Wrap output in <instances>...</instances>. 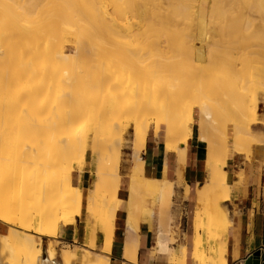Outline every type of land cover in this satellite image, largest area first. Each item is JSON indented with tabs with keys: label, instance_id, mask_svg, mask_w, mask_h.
I'll use <instances>...</instances> for the list:
<instances>
[{
	"label": "bare ground",
	"instance_id": "6f19581e",
	"mask_svg": "<svg viewBox=\"0 0 264 264\" xmlns=\"http://www.w3.org/2000/svg\"><path fill=\"white\" fill-rule=\"evenodd\" d=\"M140 1L135 3L134 6H130L125 0H113L111 8L107 9L105 0H0V210L2 211H0V223L6 228V232L0 234V264H58L53 259L54 253L49 249L42 253L41 249L38 248L39 242L37 243L32 238L30 234L31 229H33L31 226L32 216L34 215L38 221L36 232L39 236L43 237L53 234L48 228L51 227L54 231L59 220L67 224L80 216L81 191L71 186L70 172L67 169L64 172L60 171L61 173L55 175L54 179L44 177L43 174L44 178H38L40 179H37L38 182H34L36 181L34 180L33 184L32 180L34 178L31 181L27 178V176L29 177L28 174L31 173L26 172L24 174L25 169L23 168L28 167L29 169L30 164L36 165L35 162L32 163L33 155H37L38 158H43L49 164L55 165L57 162L63 160L65 162L69 161L67 158L69 156L70 159L76 158L72 156H75L74 153L78 151H80L78 153L80 156L84 154L88 135L87 131H83V128L88 124L84 119L85 111L97 108L104 113V111L110 109L116 103L117 98L127 95L132 91L131 86H129L132 82L128 78L120 81L117 86L113 85L114 70L115 72L117 71L116 69L120 67V63L124 62L123 64H127V62H130L131 53L127 52V48L131 45L127 44L128 46H126L124 44L128 42L131 36L135 38L144 26L147 29H145L146 32H154L156 35L158 34L157 37H160L163 31L164 33L169 32L170 28L172 29L171 34L175 33V35H172L174 37L173 39L155 42L156 54L152 53V60L149 64H143L142 70L136 71V74H139V78H141V87L139 88V92L141 93L140 97L143 96L146 102L151 103L156 98L161 100L162 98L172 96L179 91L180 87L187 88L192 80L199 77L202 73L206 71L208 73L210 71L212 72L215 67L220 66V57H218L220 55H214L217 52L213 51L215 52L213 53L210 51L211 47H213L212 45H214V41H212V44L203 40V49L200 50V47L194 49L193 41L197 40L200 36L198 31L191 30V34L187 36L181 33L185 27L186 29L187 27L191 28L190 23L185 26L184 22H191L193 19H196V15L201 10L200 7L199 9L198 6L195 7L190 4L192 0ZM262 2L264 0H261ZM160 12H163L162 16ZM115 14L118 15L117 19L114 17ZM130 16H136L138 23L135 25L132 24L130 22ZM178 18L183 28H177L176 19ZM163 25L168 27L165 28ZM230 26V24H227L226 27H229L227 29H230ZM148 36L154 37V35ZM175 36H179L178 39L180 38L179 40H182V44L178 48L172 45L173 42L175 43L178 40L177 38L175 39ZM206 36L207 33L205 32L204 37ZM151 40L149 41L151 42ZM179 40L178 42L180 43ZM130 41L132 42L133 40L131 39ZM235 41H232L231 37H227V39L222 41L223 44L220 46L222 47L224 45L225 47L223 46L222 49H227L230 45L238 44ZM150 42L149 45H152L154 40L153 43ZM64 44H69L74 47L75 51L72 56L63 53ZM119 45H123L120 47L121 49H119ZM173 47L175 52L170 59L160 56L164 52L170 54L168 50ZM219 48L217 47V49ZM116 49L119 51V54ZM122 49H126V52ZM207 49L208 51H206ZM230 51L228 54L231 57L227 55L229 60L233 55L231 54L233 53L232 50ZM240 55L243 56L241 53ZM108 56L111 58L108 61L111 60V62L107 65L108 62L105 61L107 62L105 67L102 68L101 64V67L99 66L100 68H97L98 66L96 67L95 64L98 63V60ZM221 58L223 59V57ZM67 59L70 62L69 64ZM222 59L221 61H223ZM249 59H238V61L231 59L232 61L230 60V62L228 60V63L226 62L227 64L221 69L222 71L220 72L218 80V77L215 75L217 84L215 81L214 83L212 81V84L214 86L216 85L213 91L223 92L221 99L225 106V112H227L226 115H230L229 117L232 116L231 107L232 105L235 106L234 102L237 103L239 101L240 103H237L239 106L237 105L238 107L236 106V108L238 109L235 108L233 109L234 111L241 110L244 107L242 104L244 102L242 100L240 101V98L246 97L245 102L247 104L249 103L246 107L247 112H254L253 102L255 96L251 95L250 90H252L251 88L254 89L256 85H259L260 80H264L262 79L264 78V66H261L260 62L255 58L250 57ZM261 59H264V57ZM116 61L119 64H116ZM44 62L47 66L42 69ZM137 63L138 66L142 64L139 61ZM93 65L97 68L95 72L93 67V71L90 68ZM88 69L93 73L88 72ZM244 72H249L254 76V79L248 80L246 77L247 81H244L242 79ZM64 80L68 86V91L59 93L55 87L56 92L53 91L55 95H52L54 99L46 103L44 107L39 108L40 110H37L39 111L38 118L40 117L41 119L42 117L44 121V126L41 124L42 128L44 127V129H41L44 131L40 132L41 130H39L40 133H43L40 135L42 141L40 140L39 150L36 149L34 154V149H31L33 147L26 148L24 151V148H16L19 142L18 140L20 138L24 140L23 133L19 135L18 132L21 129L20 126L28 130L27 132L29 134L27 133V137H30L32 131H29L28 128L30 126L31 130L32 125H29L28 120L32 114L34 116V112H36L35 108L40 106V103L38 104V100L36 99L39 97L38 95L43 92H49L54 87L51 86V82L55 83L57 81L60 84L61 82L59 83V81ZM34 82H37L35 83L36 85H34ZM57 82L55 85L58 87ZM157 83L161 84L160 87L155 86ZM221 83H224V88L219 87ZM110 84H112V87L116 86L114 88L115 90L111 93L109 92L107 95H102V90H106L104 87ZM233 84H237L235 92L230 87ZM261 86H264V84ZM236 87L234 86V88ZM259 88L261 89L262 87ZM139 92L138 94H140ZM142 100L144 101V99ZM57 103H59L58 106L61 105L60 103H67L68 107L70 105L73 110L68 109L67 113L63 111L64 114L59 111H54L53 113L52 107ZM207 105L205 102H196V106L199 107L204 119L205 116H208L206 114L208 110ZM168 111L170 109L161 105L157 115L150 121V125L155 129L159 126H164L167 129L164 135L165 137H163L166 140L175 132H184L187 128V123L191 121L192 115V108L187 106L184 110L179 111V117L177 119L169 122L162 115ZM36 113L38 115V112ZM249 113L248 115L251 114ZM232 117L228 120L232 121ZM247 118L244 119L242 117V119H237L236 125L232 126L233 128L235 127L232 129L235 149H240L239 147L244 139H240L238 135L240 133H243L244 136L249 135L247 133L248 124L245 123L248 120ZM204 119L202 120L204 121ZM65 120L67 124L62 125ZM202 120L201 118L199 119L200 140L206 141V138L202 135L204 126ZM58 122L61 125L59 129L56 127ZM173 129H177L178 131L173 132ZM90 131L94 135L92 144L90 143V152L94 166V181L92 183L91 180L92 186L87 191L84 201L86 213L84 218L86 225L93 220L99 221L101 222L99 225L100 231L110 232L114 222L117 177L115 175H108L103 182L101 181L100 188L93 186L97 184V179L99 178L97 174L102 173L103 168L101 165H96L98 162L96 159L98 144L97 146L96 143L94 144L96 129L92 127ZM51 132L56 133L55 139L52 141H50L52 138L49 137ZM78 135H80L79 139L77 138ZM146 135V119L143 116H139V125L135 128L133 138V147L137 156H139L144 148ZM41 136H43V139ZM179 144V141H175L173 148L176 150L178 156H181L182 151L180 149L184 150V147H179ZM20 150H22L21 153L18 152ZM36 160L37 162L39 161L37 158ZM21 162L25 164L22 165ZM220 162H223V159L218 164ZM27 164L29 165L26 166ZM19 165H22V169H20ZM36 166H39V163ZM81 166L82 164L78 168L81 169ZM207 166L209 168L210 182L208 185L206 184V187L203 186L201 190L197 191L198 205L196 206L195 216L193 218L194 235L191 256L192 259L199 261L198 264H224L226 226L216 221L214 212H206L203 216L201 210L205 206V204L203 205V201L205 200L206 193L210 191L215 194V187L218 186V182L221 183L222 187L225 185V177L223 175L222 177L218 176V173L215 172L214 168L216 164H214L213 160L209 161ZM39 167H42L41 162ZM181 167L182 162L179 160L175 169V175L178 179L182 176ZM21 172H23L22 176L27 179L26 181L21 179ZM142 172V161L137 162L129 172L130 184L125 218L126 235L122 242L123 264H132L137 257L139 243L138 226L145 218L138 205L139 198H141L145 186V178ZM153 188L156 190L155 187ZM171 192L172 186L170 185L162 188L161 192H159L162 202L169 201ZM101 194L105 195L104 198H107L106 203L108 202L103 210L100 207ZM32 200V206L29 207L30 204L27 206L26 204ZM226 200H229V195L222 197V203ZM205 210H207V207ZM21 219H26V221ZM217 227L219 228L217 229ZM94 235L92 234V236ZM92 236L91 240L93 241L91 242L93 244L95 236ZM170 241L175 242V238L172 235L170 236ZM111 245L112 238H103L101 251L108 254ZM81 251L82 253L79 257L71 251L60 253L58 255L59 264H108L109 258L105 255L91 256L87 247L82 248ZM179 251L181 257H184L185 252L182 246H180ZM175 254V252L172 253L173 257H169V260L172 261V264H179L180 261L177 257H174Z\"/></svg>",
	"mask_w": 264,
	"mask_h": 264
},
{
	"label": "rangeland",
	"instance_id": "374dc122",
	"mask_svg": "<svg viewBox=\"0 0 264 264\" xmlns=\"http://www.w3.org/2000/svg\"><path fill=\"white\" fill-rule=\"evenodd\" d=\"M105 1H106L105 5L107 6V9H110L113 0H105ZM125 1L130 6L131 5L134 6V4L139 2L140 0H125ZM142 1L143 0H141L140 2ZM190 4L195 7L198 6V8L200 7L201 10H199L198 14L196 15L197 16L196 19H193L191 22L190 21L184 22L185 26H187L190 23L189 25L191 28L187 27L186 29L185 27V29H183V32L181 33H184V35L187 36L191 34L190 33L191 30L198 31L200 36L197 40L193 41L194 49H198L200 47L199 49L202 50L203 49L202 43L204 42L203 40H206L207 42L212 44H213L212 41H214V45H212L213 47H211V50L209 48V50L212 52L213 51L217 52L214 55L217 56L218 54L220 55L218 56L220 57L219 63L221 62L222 65L220 63L219 67H215L216 70L215 69H214L215 71L212 70L213 73L210 71L211 73L210 72L209 73L211 75L207 71H206L207 73L206 72L202 73L201 75H199V77H196L194 80H192V82L187 88L180 87L179 91L172 96L162 98L161 100H158L156 98L153 102H151L154 104L146 102L143 96H142L143 98L140 97L141 93L139 92V88L141 87L140 86L141 78H139L140 76L139 74H136V71L137 70L141 71L143 64L148 65L149 62L152 60L151 56L153 54H156L157 50H156L155 42H159V41L161 42L166 39L168 40L173 39L174 37L172 35L173 34L175 35V33L171 34L172 29L170 28L169 32L164 33L163 31L160 37H157L158 34L156 35L154 32L152 33L151 31L146 32L147 29L144 28L145 27L144 26L142 31L141 32L139 31L141 35L139 33L137 34L136 37L134 36L135 38H132L131 36L128 42L131 39L133 41L124 44L126 46H128L127 44L131 45V46L129 45L130 47L128 48L125 46V48H127L128 50L127 52L131 53V58L129 60L130 62H127V64H123L124 62L119 64L117 63L118 61H116V64H119L120 67H117V69L115 68L117 71L115 72L114 70V79H113L114 84L113 82H111L113 85L117 86V84L120 81L128 78L130 82H132L129 85L131 86L132 91L129 92L127 95L117 98L116 103L110 109L104 111V113L102 110L97 108L88 109L84 113V119L88 123L87 126L83 128V131H87L88 134L87 145L85 147L84 154L80 156V154H78L80 153V151H78L76 152L78 155L74 153L75 156H72L76 158L70 159L69 156L67 157L69 161L65 162L63 160L57 162L55 165L49 164L43 158H38L37 155H33L35 158L33 157L32 163L35 162L36 165H38L39 163L40 166V162H41L42 167L36 166L35 164H30V165L27 164L26 166L29 165V169L28 167L23 168L25 169L24 174H26V172L31 173L28 174L29 177L27 176V178L30 181L32 178H34L32 182L34 180H36L34 182H38L37 181L38 178L41 179L44 177H48L49 179H54L55 175L64 172L67 169V171L70 172L71 186L73 188H78L81 191L80 192L81 202H80V213H79L80 216L76 217L75 218L76 220L74 221L71 220L67 224L59 220L54 231L51 227L48 228L50 232H53V234L50 233L51 235L43 236V237L39 236L38 233L36 232L38 221L35 219L34 215L32 216L31 226L33 229H31L30 232L32 238L37 243L39 242L38 248L41 249L42 253H44L47 249H49L52 253H54L53 259L58 264H59L58 255L66 251L74 252L77 257L80 256V254L82 253L81 250L84 247H87V249L91 253V256H98L99 253L100 254L104 253L101 251V247H102L101 244H102V239L105 237L112 238L111 248L113 247V249L112 251L110 249L111 252L108 255L109 256L108 264H123L120 256L122 257V242L126 235V231L124 229V223H125L124 214H121L120 209L123 208L125 200H127L126 196L129 193V184H130L129 172L136 165V163L139 161L143 162V173L146 178H149L151 175L150 174L151 172L147 170L148 169L147 155L149 150L153 152L155 163L156 165L158 164L159 166L164 163V156L166 154H172V156H174L172 158L176 159L175 161L176 166L178 161L181 160L182 176L178 179L177 176L175 175V171L173 170H170L166 173L165 166L163 165L161 167L162 172L160 171V175L158 178L155 179L149 178L159 182L160 181L163 182L161 188L159 189V192H161L164 186H169V185L172 186V192L168 202H162L160 193L158 194V197L153 196L152 194L149 193H144V191L141 194V198H139L138 205L140 206L142 215L144 212L143 210L146 209L150 210V215H153V226L150 230H148L142 224V221L141 223H139L138 226L139 244L137 249V260H135L132 264H145L146 262L142 260V256L148 254H150L149 260L151 261L153 259L151 262H149V264H172V261L169 260V257H173L172 253L174 252L176 253L174 257H177L181 264H193L191 254H192V239L194 235L193 218L195 216L196 206L198 205L197 191L201 190L203 186L206 187L210 182L209 171H208L209 168L207 165L208 162L212 160L214 164H216L214 169L215 172L218 173V176L222 177L223 175L225 177V185L223 186L224 187L223 188L221 186V183L218 182V186L215 187V191H216L215 194H213L210 191L206 193V197L204 198L205 200L203 201V205L205 204V206L202 207L203 209L201 210V212L203 216L206 212L207 213L214 212L217 222L226 221V215L222 208L223 207L222 197L224 195L228 196L232 190L231 180L223 170L227 160L233 154H238L243 158L244 164L242 166L245 165L250 166L253 159V155L256 152V150L261 149V145L264 146V138H262L264 137V86H261L262 84H264V80L262 81L260 80L262 84L259 81V85H256L254 89L251 88L252 90H250L251 95L255 96L253 102L254 112L253 111L252 113L250 112L251 114L247 112L248 110L246 107L248 106L249 103L247 104L245 102V99H247L246 97L240 99L238 98L240 101L242 100V102H244L242 104L246 109L242 105L243 108L241 107L242 108L241 110L239 109L237 111L236 110L234 111L233 109H235L236 106L240 104L239 101L236 99V101H238L237 102L238 104L234 102L235 106L232 105L231 107L232 116H233V117L231 116L233 118L232 121L228 120L231 117H229L230 115L229 116L226 115L227 112H225V106L222 103L221 96L223 92L220 91L216 92L217 90L213 91V88L216 85L214 86L212 84V81L213 83L215 81L217 84V80L219 79L220 72L222 71L221 69L228 63L227 61L229 60V57H231L230 54H228L229 52H231L230 50H232L233 52L231 53L233 55L232 58H230V60L231 59H236L237 61L238 59L250 60L249 58L251 57L257 59L260 62V65L264 66V63H262L264 62V59H261L262 57H264V2L261 3V0H221V1L192 0ZM194 11H196V9H194ZM114 17L117 19L118 15L115 14ZM127 17L129 16L127 15ZM130 17H131L130 22L132 24L135 25L138 23V18L136 16H130ZM176 21H177L176 23L177 28L178 29L183 28V25L180 23V19L178 18L176 19ZM227 24H230L231 25L230 27L232 29L231 28L227 29L229 28L226 27ZM164 26L165 25H163V27ZM166 27L168 26H165V28ZM205 32L207 33L206 37H204ZM148 35L151 36L154 35V37L157 38L158 41L153 36L150 37ZM178 37L179 36H175V39L176 38L178 39ZM227 37H231L232 41L236 40L235 42H238V44L237 43L233 44L234 46L230 45L228 47L229 49L228 48L222 49L224 45L222 47L220 45L223 44L222 41L227 39ZM148 39L151 40L152 43L154 40V43L152 45H149L150 41ZM177 42H175L176 44L174 42L172 44L176 48H178L182 44V40L180 41V43L178 42L179 44ZM63 46H64L63 53L68 54L69 56H72L74 54L75 49L72 45L64 44ZM122 46L123 45H119V49H121L120 47ZM145 47L148 49H146ZM217 47L220 48L217 49ZM172 49L168 50L171 56L168 52L166 53L164 52L165 54L164 53L160 54V56H164L165 58L170 59V57H172L175 52L174 47ZM122 50L126 52V49H122ZM116 51L119 54V51L117 49ZM206 51H208V49ZM235 53L237 55L238 54L240 55L241 53L243 54V56L241 55L237 56ZM253 53L254 55H252ZM134 55H136L137 58L141 57L139 58L140 60L137 59L136 56ZM227 55H229V57ZM221 57H223V59ZM108 59L111 58L109 56L102 57V59L98 60L99 65L98 63L95 64L96 67L98 66L97 68H100L101 64H102V68L105 67L106 66L105 64L107 62H108L107 65L111 62V60L108 61ZM221 59L223 61H221ZM138 61L142 63V64L139 63L140 66H138L137 63ZM67 62L68 64L70 63L68 59ZM46 66L47 65H45L44 62V64L42 65V69L46 68ZM92 67L93 70L95 69L94 72L97 71V68H95L94 65L90 67L91 70ZM88 72L91 71L89 70ZM245 73L246 72H244V74ZM244 74L242 77L244 81H247V78L248 80L254 79L253 78L254 76H252L249 72H247L246 75ZM215 75L218 77L217 80L215 79L216 78ZM255 78L257 79V77ZM56 82L57 81H55V83ZM60 82L63 83L61 84ZM35 83L37 82H34V85H36ZM55 83L51 82V86H54L53 88L50 89L52 94L50 93L49 90V92H43L42 94H39L38 96L41 98L37 96L38 98L36 99L38 100V104L40 103V106L35 109L36 112H38V115L36 112H34L35 113L34 116L32 114V116L28 120L29 125H32L31 130H30V126L28 128L29 131H32L30 133V137L29 136L27 137V135L29 134L27 132L28 130L25 129L23 126H22L23 128L20 126L21 129H19L18 132L19 135L23 133L24 140H21V138L19 137L20 140H18L19 142L17 141L18 144L16 145V148L18 147L19 149L24 148L23 149L24 151L26 148L33 147L31 149H34L33 152L35 154L36 149H38L42 141L40 135L43 133L40 132L44 131L42 130L44 129V127L42 128V126H44V121L42 120V117L41 119L40 117L38 118L39 111L37 110L41 107H44L46 103L54 99V96L52 95H55L56 88L58 90L57 92L59 93L68 91L67 88L68 86L65 80L59 81L60 84H58L57 82L58 87L57 85H55ZM112 84L104 87L106 88L107 92L102 88L103 89L102 95L104 94L107 95L109 94V92L111 93L112 91L115 90L114 88H116V86L112 87ZM160 85H161L160 83L155 84V86L157 87H160ZM236 85L237 84L230 85V87L234 90V92L237 89ZM220 86L224 88V83L219 84V87ZM234 86L236 88H234ZM256 87L258 90L255 89ZM259 87L262 88L260 89ZM53 91L55 92L53 93ZM138 92L140 94H138ZM142 99H144L146 103ZM196 102H205L206 104H208L207 105L208 110L206 112L208 116H205V119L203 114H201L199 107L196 106ZM60 104L61 105L58 106L59 103H57L52 107L53 113L54 111H59L60 113H63V111L65 113L66 111L67 113L68 109L73 110V108L71 109L70 105L68 107L67 103H63V104L60 103ZM62 105H64L63 106L65 108L64 110ZM161 105L165 106L167 109H170V111H168L167 113L162 114L164 119H166L169 122H172L173 120L179 117V111H182V109L184 110V108L190 106L192 108V115L190 121L191 123L190 122L187 123L188 129L186 128L184 132L178 131L177 129H173V132L174 131H178V132H175L168 140L163 138L165 137L164 135L167 132V129L164 126H159L155 129L150 125L151 119L155 115H157V112L160 110ZM248 113L250 115H248ZM254 113H255V119H254ZM139 116H143L144 119H146L147 135H146L144 148L139 154V156H137L133 147V138H134L135 128L139 125ZM241 116L244 119L248 117L247 118L248 120H246L245 123L248 124L247 131L250 132V135H246L247 136L246 137L244 136L243 133H240L238 136L240 137V139L243 138L244 139L241 142V145L239 147L240 149H235L233 145V135H232V129H234L235 127L233 128L232 126L236 125L237 119H242ZM200 118L201 120L204 119V121L202 120L204 125L202 135L206 138V141L200 140V134H201L199 131ZM65 122L66 120L64 121V123L62 122L63 124L62 123L61 124L66 125L67 123ZM58 123L56 127L59 129L61 125L60 122ZM41 124L43 125L41 126ZM92 127L96 129V139L94 144L96 143V146L98 144L97 146L98 150L96 149L97 151L96 159L98 160V162L96 165H101L103 168L102 173L97 174V176L99 177L97 179L98 180L97 184L93 186L95 188H100L101 181L103 182L105 180V177L108 175H115L117 177L116 199L114 205V222L112 224V229L110 232L104 230H101L102 231L101 232L99 229V225L101 224V222L99 221L93 220L88 222V224L86 225L84 218V216H86L84 201L86 199L87 191L91 188L92 183L94 181V166L92 163L93 162L91 156L92 154L90 152L91 151L90 143L92 144V139L94 138V135L90 131L92 130ZM191 129H192V134H191ZM39 130L41 131L39 132ZM52 133L53 132L49 134L50 135L49 137L52 138V139L49 138L51 139L50 141L55 139V134L57 133V131L56 133H53L54 136H52L53 135ZM41 137L43 139V136ZM77 138L79 139L80 135H78ZM192 140L193 142H197V144L201 146V148L197 150V153L189 151L190 142H192ZM257 140L258 141L261 140L259 141L261 143H259ZM175 141H179L180 143L179 147H184V150L180 149V151H182L181 156H178L176 150L173 148V144ZM108 145L110 146L109 147L110 149L108 148ZM21 151L22 150L18 152L21 153ZM36 158L39 160L38 162ZM221 159H223V162H220L218 164V162ZM24 164L25 163H22V165ZM80 164H82L81 169L78 168L80 167ZM22 165L21 166L19 165L20 169H22ZM189 166L193 169L196 176L195 179H192L191 184H189L186 177ZM22 174L23 172H21L20 175L21 179L26 181L27 179L24 176H22ZM240 174L242 177V172H240ZM119 175L121 178L119 177ZM187 184H189V186ZM239 184H244L242 178L239 181ZM104 197L105 195L101 194L100 207L102 210L105 209V206L108 203V202L106 203L107 198ZM29 202L26 205L28 206L30 204L29 207H31L33 204V200L30 203ZM206 207L207 210H205ZM21 220L26 221V219H21ZM228 227L229 224L227 223L226 232ZM218 228L219 227H217V229ZM5 232H6V228L0 223V234ZM92 234H95L93 244L91 242L93 241L91 240ZM171 235L173 236V238H175V242L170 241ZM171 243L175 245L172 246L173 244ZM180 246H183L182 248L183 251L185 252L184 257H181V255L179 254ZM156 254H163V255L157 256ZM195 261L198 264L199 261L196 259ZM206 262L208 263V261Z\"/></svg>",
	"mask_w": 264,
	"mask_h": 264
},
{
	"label": "crops",
	"instance_id": "0c3cea01",
	"mask_svg": "<svg viewBox=\"0 0 264 264\" xmlns=\"http://www.w3.org/2000/svg\"><path fill=\"white\" fill-rule=\"evenodd\" d=\"M247 133L250 135V132L247 131ZM199 148H201V146L198 145L197 142H193V140L190 142V152L197 153ZM147 156V170L151 172L149 178H158L160 171L162 172L161 167L163 165L165 166L166 173L170 170L175 171L176 169V159L172 158L174 157L172 154H166L164 156V163L160 166L158 164L156 165L152 151L149 150ZM243 164V158L238 154H233L227 160L223 169L226 175L230 178L232 187L229 194V200H226L222 207L226 215V221H218L225 226L227 223L229 224L224 238L226 245L224 264H243L244 260L256 251L264 254V146L261 145V149L256 150L250 166H242ZM240 172H242V177ZM143 177L145 178L144 193H149L158 197L159 189L163 182L146 178L144 173ZM186 177L189 184H191L192 179L196 178L195 172L190 166ZM241 178L244 184H239ZM189 184L187 185L189 186ZM153 187H155L156 190H154ZM126 197L127 200H125L123 208L120 209L121 214H124V219L126 218L127 213L128 195ZM143 211V216L145 218L142 220V224L150 230L153 226V215H150V210L148 209ZM174 245L175 244L172 246ZM112 249L113 247L111 248V251ZM110 252L108 254L99 253V255H105L109 258L108 255ZM156 255L161 256L163 254ZM120 258L122 260L121 256ZM149 259L150 254L142 256V260L146 262L145 264H149V262L153 260L150 261ZM192 261L193 264H197L194 259H192Z\"/></svg>",
	"mask_w": 264,
	"mask_h": 264
},
{
	"label": "water",
	"instance_id": "95a60500",
	"mask_svg": "<svg viewBox=\"0 0 264 264\" xmlns=\"http://www.w3.org/2000/svg\"><path fill=\"white\" fill-rule=\"evenodd\" d=\"M243 264H264V254L256 251L247 257Z\"/></svg>",
	"mask_w": 264,
	"mask_h": 264
}]
</instances>
